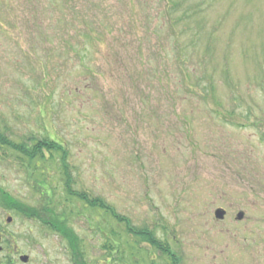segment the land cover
Returning <instances> with one entry per match:
<instances>
[{
	"label": "rangeland",
	"instance_id": "374dc122",
	"mask_svg": "<svg viewBox=\"0 0 264 264\" xmlns=\"http://www.w3.org/2000/svg\"><path fill=\"white\" fill-rule=\"evenodd\" d=\"M0 132L64 146L0 148V190L78 239L0 196V264H264V0H0Z\"/></svg>",
	"mask_w": 264,
	"mask_h": 264
},
{
	"label": "trees",
	"instance_id": "16d2710c",
	"mask_svg": "<svg viewBox=\"0 0 264 264\" xmlns=\"http://www.w3.org/2000/svg\"><path fill=\"white\" fill-rule=\"evenodd\" d=\"M0 148H9L10 150L16 152L21 157L27 159V161L31 164L34 161L42 164L49 157L54 159V156L57 153L64 154V146L55 140L49 141H39L35 142L32 145H26L24 143L18 144L14 143L11 140H8L5 135L0 132ZM63 170L66 172L68 170V166L63 163ZM36 167H39V164H36ZM65 188L68 198H76L80 202H82L86 207L97 209L98 211H106L107 213L110 211L108 205H106L101 199L91 198V196L86 192H78L72 189L71 177L67 174L65 180ZM41 194H46L48 197L51 196V189L47 182L44 181L42 185L40 184ZM1 199H8V195L0 190ZM11 208H15L19 210L21 214L26 216L27 218H33L39 220L43 223V225L49 227L51 230H54L72 245L71 247L74 250H77V241L78 239L75 237L74 232L68 226L69 217L66 212H57L49 207L50 204L46 205L47 207L39 208H28V207H20L17 206L16 202L10 199L7 203ZM119 220V219H118ZM131 232V231H130ZM132 233V232H131ZM139 237H142L143 242H147L150 245L160 248L163 252L168 253V249L162 248L159 243L151 237V234L147 231H140L136 234Z\"/></svg>",
	"mask_w": 264,
	"mask_h": 264
},
{
	"label": "flooded vegetation",
	"instance_id": "af4514ba",
	"mask_svg": "<svg viewBox=\"0 0 264 264\" xmlns=\"http://www.w3.org/2000/svg\"><path fill=\"white\" fill-rule=\"evenodd\" d=\"M219 209H222V208H219ZM219 209H217V210H219ZM216 210V211H217ZM222 210H224V209H222ZM225 211V215H224V218L222 219V220H224L225 219V217L227 216V212H226V210H224ZM216 213V212H215ZM240 214V213H239ZM238 214V215H239ZM243 214V218H244V213H242ZM237 218H238V216H237ZM242 218V219H243ZM242 219H238V220H242ZM62 237V236H61ZM63 238V237H62ZM64 239V238H63ZM3 237H2V234L0 233V244L1 243H3ZM158 242V241H157ZM161 244V243H160ZM165 245H170V244H168V243H166ZM152 246V245H151ZM162 246V245H161ZM152 247H154V246H152ZM73 251H74V255H75V250L73 249V248H71ZM156 249V248H155ZM157 249H160V248H157ZM164 249H168V248H164ZM161 250V249H160ZM175 250H179V248H177V249H175ZM169 251H171V253H165V252H163L162 251V254H164V255H166V256H169L168 258H167V260H168V262H169V264H181V262H180V258L178 257V255L176 254V253H173V252H175L174 250H173V248L172 247H170L169 246ZM4 252V248L2 247V246H0V254H2ZM23 257V256H22ZM21 257V258H22ZM0 261H1V259H0ZM22 261V260H21ZM7 264V263H6ZM8 264H14V261H12V260H10V262H8Z\"/></svg>",
	"mask_w": 264,
	"mask_h": 264
},
{
	"label": "water",
	"instance_id": "95a60500",
	"mask_svg": "<svg viewBox=\"0 0 264 264\" xmlns=\"http://www.w3.org/2000/svg\"><path fill=\"white\" fill-rule=\"evenodd\" d=\"M224 215H225V211L222 210V209L217 210L216 213H215V217H216L217 219H219V220H222V219L224 218ZM242 218H243V214L240 213V214L238 215V219H242ZM12 220H13L12 217H8L7 222H8V223H11ZM21 260H22V262L27 263L28 260H29V258H28L27 256H23V257L21 258Z\"/></svg>",
	"mask_w": 264,
	"mask_h": 264
}]
</instances>
